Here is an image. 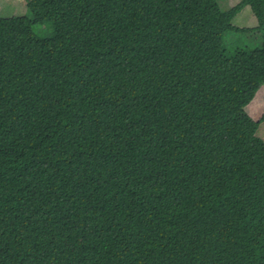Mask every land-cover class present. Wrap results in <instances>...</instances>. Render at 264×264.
Returning a JSON list of instances; mask_svg holds the SVG:
<instances>
[{
    "label": "trees",
    "instance_id": "16d2710c",
    "mask_svg": "<svg viewBox=\"0 0 264 264\" xmlns=\"http://www.w3.org/2000/svg\"><path fill=\"white\" fill-rule=\"evenodd\" d=\"M24 1L0 17V264H264V0ZM246 6L261 43L228 49Z\"/></svg>",
    "mask_w": 264,
    "mask_h": 264
},
{
    "label": "rangeland",
    "instance_id": "374dc122",
    "mask_svg": "<svg viewBox=\"0 0 264 264\" xmlns=\"http://www.w3.org/2000/svg\"><path fill=\"white\" fill-rule=\"evenodd\" d=\"M240 0H218L222 9H229ZM27 16L32 17L27 9L24 0H0V17ZM232 24L237 27H247L251 30L246 33H233L228 31L224 35V42L228 49H233L230 44L240 43L249 47L258 46L261 43V32L256 29L257 21L249 6L244 7L232 20ZM34 30L40 36L51 34V28L46 24L34 25ZM246 112L254 120L264 116V84L258 89L254 98L245 107ZM256 135L264 142V117L258 124Z\"/></svg>",
    "mask_w": 264,
    "mask_h": 264
}]
</instances>
